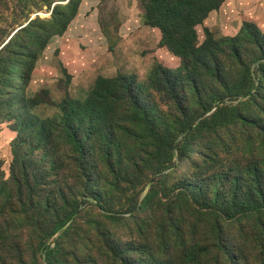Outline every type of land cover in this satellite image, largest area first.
Wrapping results in <instances>:
<instances>
[{
  "label": "trees",
  "instance_id": "1",
  "mask_svg": "<svg viewBox=\"0 0 264 264\" xmlns=\"http://www.w3.org/2000/svg\"><path fill=\"white\" fill-rule=\"evenodd\" d=\"M65 1L52 9L49 21L61 33L79 8L76 0L59 2ZM227 1L143 0L145 19L160 30L161 45L182 59V66L173 71L157 66L142 87L126 75L100 78L86 100L67 98L47 119L35 115V98L20 95L36 63L21 35L41 20H32L0 49V110L6 109L0 114L16 123L19 134L13 143L12 178L18 179L19 171L31 177L29 153L22 159L18 149L21 133L41 128L44 142H61L79 164V185L91 192L101 215L127 228L125 240L117 239L103 251V264H264V34L244 23L234 37L216 41L218 35L205 29L209 39L197 46L196 28ZM150 91L172 94L160 126L151 117L153 103L142 98ZM192 110L195 117L190 118ZM120 112L124 117L115 122ZM102 143L109 164L121 160L123 146L137 150L139 168L162 154L153 165L161 173L160 184L126 210H109L92 192L98 179L86 165ZM57 152H49L48 162L57 164ZM8 185L4 181L3 187ZM24 190L20 180L10 190L22 205ZM60 192L58 187L43 201L29 200L44 215L51 214L52 227L35 236L33 258L39 264H67L53 261L57 245L49 240L78 209L66 212L68 199Z\"/></svg>",
  "mask_w": 264,
  "mask_h": 264
},
{
  "label": "rangeland",
  "instance_id": "2",
  "mask_svg": "<svg viewBox=\"0 0 264 264\" xmlns=\"http://www.w3.org/2000/svg\"><path fill=\"white\" fill-rule=\"evenodd\" d=\"M59 1L0 0V49L32 20H41L21 35L27 53L35 57L36 63L20 95L36 99L39 104L34 111L38 118L54 116L58 105L67 98L86 100L100 78L126 75L142 87L149 82L157 66L172 71L182 66V59L161 45L160 30L145 19L143 0H76L77 15L63 33L49 23L52 9L58 4H67ZM220 10L196 28L198 47L209 39L205 29L218 35L213 37L216 41L219 36L234 37L244 23H251L264 34V0H228ZM171 95L168 91L142 94L145 103H153L155 110L151 117L158 126L160 116L169 112L167 103ZM0 111L5 113L6 109L2 107ZM123 117L120 112L114 120L119 122ZM188 117H195V112L192 110ZM37 127L40 128V124ZM15 128L14 121L5 120L0 114V246L3 248L0 264H23L22 259L27 264H39L33 258L35 236L37 231L52 227L51 214L44 215L29 200L40 197L43 201L58 187L63 191L59 194L68 199L65 211L77 208L78 213L63 231L49 240L52 246L57 245L53 261L103 264V251L117 239L125 240L127 228L101 215L91 192H84L79 185V164L70 159L61 142H44L41 128L24 131L18 142L21 158L29 153L30 179L22 177L21 171L18 179L12 178L13 143L19 137ZM100 128L105 127L101 125ZM122 136L130 137L129 134ZM52 149L58 151L57 164L46 158ZM105 149L102 143L97 151H92L86 167L98 179L92 192L109 210H126L136 199L142 200L151 186L160 184L161 173L153 171L157 167L153 165L158 158L163 159L162 154L139 163V168L135 164L137 150L130 146H123L121 160L112 164L108 163ZM161 168L160 164V171ZM6 180L9 185L4 188ZM16 180L24 184V205L17 193L10 192ZM127 220L130 221V217Z\"/></svg>",
  "mask_w": 264,
  "mask_h": 264
},
{
  "label": "crops",
  "instance_id": "3",
  "mask_svg": "<svg viewBox=\"0 0 264 264\" xmlns=\"http://www.w3.org/2000/svg\"><path fill=\"white\" fill-rule=\"evenodd\" d=\"M230 1H231V0H230ZM223 6H225V4H224ZM221 9H222V8H221ZM220 11H221V10H220ZM212 14H213V13H212ZM212 14H211V15H212ZM230 37H233V36H230Z\"/></svg>",
  "mask_w": 264,
  "mask_h": 264
}]
</instances>
